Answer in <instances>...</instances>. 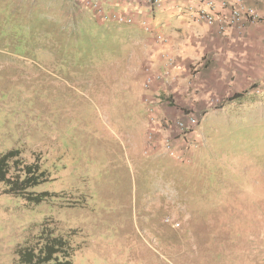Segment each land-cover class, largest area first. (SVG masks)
Wrapping results in <instances>:
<instances>
[{
  "label": "rangeland",
  "instance_id": "1",
  "mask_svg": "<svg viewBox=\"0 0 264 264\" xmlns=\"http://www.w3.org/2000/svg\"><path fill=\"white\" fill-rule=\"evenodd\" d=\"M140 62L131 27L73 0H0V153L37 162L29 191L51 195L0 184V264L46 222L72 264H264V93L198 115L202 145L180 164L145 153Z\"/></svg>",
  "mask_w": 264,
  "mask_h": 264
},
{
  "label": "crops",
  "instance_id": "2",
  "mask_svg": "<svg viewBox=\"0 0 264 264\" xmlns=\"http://www.w3.org/2000/svg\"><path fill=\"white\" fill-rule=\"evenodd\" d=\"M245 3L264 15V0ZM133 13L137 19L148 14L166 38L159 45L138 24L128 26L133 32V62L141 60L138 67L133 66V85L138 81L144 88L151 77L150 88H144L149 94L144 97H171L173 106L164 108L166 117H179V112L186 111L205 115L215 106L222 108L229 97L250 95V88L264 83V23L244 22L220 33L215 26L190 19L182 1L152 15L143 5L134 6ZM170 57L174 59L171 66Z\"/></svg>",
  "mask_w": 264,
  "mask_h": 264
},
{
  "label": "built area",
  "instance_id": "3",
  "mask_svg": "<svg viewBox=\"0 0 264 264\" xmlns=\"http://www.w3.org/2000/svg\"><path fill=\"white\" fill-rule=\"evenodd\" d=\"M178 1L185 2L188 17L207 26H215L220 33L238 27L244 22L264 23V15L255 8L246 5L245 0H75L82 8L90 10L101 23H113L117 26L138 24L145 32L153 35L155 43L163 45L166 38L153 26L149 15L137 19L134 6L143 5L148 13L162 11ZM170 66L174 59L169 58ZM149 71V67L145 68ZM152 78L148 77L144 88L149 89ZM250 95L264 93V83L250 88ZM147 129L145 132V153L162 151L177 163L185 164L202 145L197 136L199 116L195 113H183L179 117L168 118L164 108L170 106V99L161 100L157 95L145 96Z\"/></svg>",
  "mask_w": 264,
  "mask_h": 264
},
{
  "label": "trees",
  "instance_id": "4",
  "mask_svg": "<svg viewBox=\"0 0 264 264\" xmlns=\"http://www.w3.org/2000/svg\"><path fill=\"white\" fill-rule=\"evenodd\" d=\"M73 1L79 6L75 0ZM242 94L229 97L225 103L239 99ZM170 104L172 105L171 101ZM45 180L46 175L40 171L37 162H24L19 151L0 153V184L4 185V193L38 204L51 195L46 192L36 193L29 189ZM48 223L44 224L41 233L33 242L17 249L18 264H72L74 249L69 239L57 232L55 227H49Z\"/></svg>",
  "mask_w": 264,
  "mask_h": 264
}]
</instances>
